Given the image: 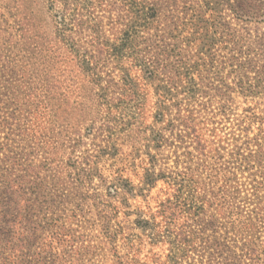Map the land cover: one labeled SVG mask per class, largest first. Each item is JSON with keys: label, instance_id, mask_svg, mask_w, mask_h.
<instances>
[{"label": "trees", "instance_id": "16d2710c", "mask_svg": "<svg viewBox=\"0 0 264 264\" xmlns=\"http://www.w3.org/2000/svg\"><path fill=\"white\" fill-rule=\"evenodd\" d=\"M49 1L51 6L62 4V12L56 19L58 35L68 44L66 52L73 56L79 75L99 89L103 103L137 104L138 111L128 113V118L123 115L119 121L125 133L145 112L149 92L154 91L158 98H163L158 101L155 114L160 121L168 115L169 101L184 93L188 103L179 109L178 120L192 146L188 159H205L209 155L219 158L223 147L220 142L228 137L220 133V122L215 115L201 118L196 105L206 107L207 104H200L199 96H207L209 91L215 90L214 96L220 101L233 102L232 95L237 93L249 104L242 113L235 114L234 127L239 132L230 126L229 134L240 144L233 154L234 170L222 181L217 176L219 183L214 182L216 176L213 175L206 182L192 167L188 168V173L175 176L155 173L144 166L145 188L152 190L159 180L167 185L166 190L161 189L167 196L159 198L155 208L147 206L144 214L138 207L131 209L125 199L130 190L123 186L128 180L122 178V169L116 170L111 204L102 216L104 225L98 235L101 248L113 257L112 264H136V250L148 245L149 250L157 245L163 250L188 252V257L191 251L213 250L209 255L216 261L210 264H264V109L259 101L264 96V32L252 39L249 28L242 27L238 31L228 21L218 25L224 10L234 13L233 18L238 21L260 17L264 21V0H200L188 7V12L191 11L188 34L182 40L191 55L186 60L180 58L176 64L174 60L181 55L180 41L170 49L152 39L151 30L157 28L159 7L150 0H123L127 5V21L115 42L104 33V20L97 11L100 5L96 2L103 3V0ZM75 26L79 33L89 32L90 49L82 52L79 43L68 33ZM141 32L150 34L145 36ZM216 48L227 51L219 62ZM111 61L113 69L100 68L102 62L107 66ZM210 73H215L219 81L215 87L205 81V74ZM229 79H232L231 84L227 83ZM110 91L117 94L109 98ZM53 99L59 101L60 111H64L65 100ZM173 101V105L178 106ZM30 102L26 105L31 108H20V122L34 118L36 110L32 111ZM3 107L6 104L3 105L2 100L0 137L10 124L3 118ZM221 108L224 111V104ZM38 112L36 118L45 115ZM108 113L111 115L112 111H107V117ZM107 129L112 133L114 127L107 125ZM4 138L6 140L0 141V264H74L72 250H92L93 239L77 234L69 220L62 214H54L55 206L31 204L28 186L42 188L44 184L36 182L32 167H24L13 154L10 143L13 138ZM113 150L110 154L117 155L118 149ZM17 169H21L19 174ZM78 174L83 178L82 171ZM120 193L124 194V201L119 198ZM217 222L228 225L224 241L206 236L207 228ZM119 250L127 251L121 254ZM201 262L205 260L201 258Z\"/></svg>", "mask_w": 264, "mask_h": 264}, {"label": "rangeland", "instance_id": "374dc122", "mask_svg": "<svg viewBox=\"0 0 264 264\" xmlns=\"http://www.w3.org/2000/svg\"><path fill=\"white\" fill-rule=\"evenodd\" d=\"M198 1L150 0L159 7L157 28L151 30L152 39L170 49L175 48L176 41H180L181 55L174 60V64L180 58L186 60L191 55L184 41L191 12H188V7ZM98 3L96 5L101 7L98 6L97 11L104 20L103 31L115 42L127 21V5L123 0H103V3ZM61 12L62 4L51 6L49 0H0V101L6 104L2 111L3 118L10 122L1 134L0 141L6 140L5 136L13 138L10 142L13 154L24 167H32L36 182L44 184L42 188L28 186L31 204L55 206L56 213L54 210L52 212L62 214L65 220H69L77 234L93 239L92 250H72L71 259L74 264H112L113 257L101 248L98 235L104 225L102 216L106 213L107 205L111 204L116 170L122 169V178L128 180L123 186L130 190L125 194L126 198L123 193H120L119 198L123 201L124 198L128 199L131 209L138 207L145 211L144 214L147 206L155 208L159 198L167 196L161 193V189L166 190L167 187L162 180L152 190L144 187V166L155 173H171L175 176L188 173V168L192 167L198 170L206 182L213 175L216 176L214 182L219 183L217 176L222 181L234 170L233 154L240 144L229 134L230 126L234 127L235 114L242 113L249 104L245 97L237 93L232 95L233 102L220 101L219 97L214 96L215 90L209 91L207 96H199L200 104H207L206 107L196 105L201 118L215 115V119L220 122V133L228 137L220 142L223 147L219 158L209 155L205 159H188V150L192 146L178 120L179 109L185 108L188 103L184 93L172 99L178 106L173 105L172 100L169 101L168 115L160 121L155 114L158 101L163 98H158L154 91L149 92L145 112L125 133L126 129L119 125V121L123 115L128 118V113L138 111L137 104L121 105L117 101L113 104L103 103L99 89L79 75L73 56L66 52L68 44L61 41L58 35L56 19ZM222 14L218 25L228 21L238 31L242 27L249 28L252 39H257L264 32L261 17L253 21H238L229 10H224ZM77 29L75 26L68 33L74 42L79 43L82 52L90 49L87 45L89 32L79 33ZM141 33L145 36L150 34ZM215 53L219 62L227 51L216 48ZM113 67V61L107 63V66L104 62L100 64V68L106 71ZM215 76V73L205 74V81L215 87L219 84ZM231 80L227 83L231 84ZM114 93L111 92L109 98L117 94ZM53 97L65 100L64 111H60V103ZM27 98L30 100L26 101ZM259 101L264 109V96ZM29 102L33 106L32 111L36 110L34 118L20 122V108H31L27 106ZM223 104L224 111L221 108ZM108 110L112 113H108L107 117ZM38 111L45 115L36 118ZM107 125L114 127L112 133ZM234 128L236 132L237 127ZM113 148L118 149L117 155L110 154ZM20 171L17 169L16 173ZM80 171L83 178L78 174ZM116 204L120 205L119 202ZM210 214L211 211L207 215ZM228 230L225 222H217L207 228L206 236L224 241ZM150 248L148 245L143 250H136V264H210L216 261L215 257L209 255L213 250L191 251L188 257V252L163 250L157 245L152 246L153 250ZM119 251L124 254L127 250ZM201 258L205 262H201Z\"/></svg>", "mask_w": 264, "mask_h": 264}]
</instances>
